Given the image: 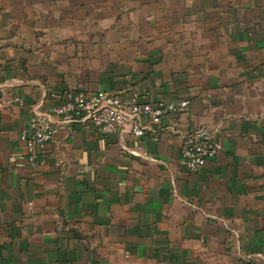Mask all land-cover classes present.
I'll return each mask as SVG.
<instances>
[{"label":"crops","instance_id":"0c3cea01","mask_svg":"<svg viewBox=\"0 0 264 264\" xmlns=\"http://www.w3.org/2000/svg\"><path fill=\"white\" fill-rule=\"evenodd\" d=\"M68 88L188 105L158 141L52 116L33 166L29 117ZM200 126L222 148L192 172ZM0 264H264V0H0Z\"/></svg>","mask_w":264,"mask_h":264},{"label":"built area","instance_id":"2783aa9c","mask_svg":"<svg viewBox=\"0 0 264 264\" xmlns=\"http://www.w3.org/2000/svg\"><path fill=\"white\" fill-rule=\"evenodd\" d=\"M187 100L152 101L146 92L134 88L85 90L69 88L63 91L60 101L51 105L48 114L33 112L21 138L25 141L27 161L33 165L44 164L43 151L58 129L56 116L61 123L75 120L89 122L101 134L118 133L122 137L143 138L152 134L159 140L161 121L165 116L180 113ZM222 148V143L206 127H193L182 136L180 165L192 172L198 171Z\"/></svg>","mask_w":264,"mask_h":264},{"label":"rangeland","instance_id":"374dc122","mask_svg":"<svg viewBox=\"0 0 264 264\" xmlns=\"http://www.w3.org/2000/svg\"><path fill=\"white\" fill-rule=\"evenodd\" d=\"M132 20H135L134 17H132ZM105 26L108 27V30H114V28L119 30V27L123 28L124 31L127 32L128 29H130L132 32H137L139 34V42H142L141 44H143V46H140V49L142 50V48L144 47L145 49V43H149L150 44V29L147 28V26L145 24H136V23H132V24H123V25H119L117 24L116 26L112 25L111 23L107 22L105 24ZM126 42V41H125Z\"/></svg>","mask_w":264,"mask_h":264},{"label":"trees","instance_id":"16d2710c","mask_svg":"<svg viewBox=\"0 0 264 264\" xmlns=\"http://www.w3.org/2000/svg\"><path fill=\"white\" fill-rule=\"evenodd\" d=\"M68 89H69V88H68ZM65 90H66V89H65ZM65 90H64V91H65Z\"/></svg>","mask_w":264,"mask_h":264}]
</instances>
